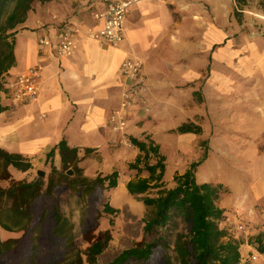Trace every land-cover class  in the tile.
Listing matches in <instances>:
<instances>
[{
	"label": "crops",
	"instance_id": "obj_1",
	"mask_svg": "<svg viewBox=\"0 0 264 264\" xmlns=\"http://www.w3.org/2000/svg\"><path fill=\"white\" fill-rule=\"evenodd\" d=\"M105 1L108 0H50L33 4L14 37L16 62L6 75L37 66L42 73L40 94L37 101L27 104L14 105L6 98L0 99L4 107L0 112V148L30 159L34 168L47 163V154L55 149L53 163L61 169L63 156L58 145L65 141L70 149H77L74 155L70 151L65 154L77 163L83 176L94 178L119 172L118 186L110 190L111 195L119 189L125 193L128 181L136 176L129 164L140 151L130 137L144 139L150 135L163 149L162 141L168 140L164 134L186 124V106L193 91L186 87V76L180 79L172 73L162 51L150 49L151 39L161 33L159 13L164 16L168 12V0H141L136 4L125 21V38L118 45L87 36L97 25L92 13ZM62 21L76 29L77 43L73 54L58 58L51 48L40 46L38 40L46 36L55 44ZM214 36L218 38L217 33ZM227 52L224 79H217V68L210 80L211 94L206 100L211 105L209 127L202 122V112L197 108L195 116L200 117L197 125L201 132L184 134L208 142L200 166L213 160L217 171L205 172L198 182L222 184L225 191L220 193L217 205L225 214H231L242 206V197L264 205V146L256 143L264 138V79L237 84L242 86V92L238 91L241 95L237 96L232 73L235 52L232 48H227ZM129 58L145 63L151 113L146 114L138 105L129 112L124 131H115L110 115L120 105L125 86L121 64ZM244 61L245 65L254 62L247 66L248 73L254 66L264 70V50H259L258 56L249 52ZM172 143L182 146L186 142L174 139ZM33 167L10 172L24 173L30 181L34 179L30 174ZM260 217L264 220V215ZM252 264H264V255L260 254Z\"/></svg>",
	"mask_w": 264,
	"mask_h": 264
},
{
	"label": "rangeland",
	"instance_id": "obj_2",
	"mask_svg": "<svg viewBox=\"0 0 264 264\" xmlns=\"http://www.w3.org/2000/svg\"><path fill=\"white\" fill-rule=\"evenodd\" d=\"M167 6V16L159 13L162 26L161 33L156 38L151 39L150 42H153V44H151L150 49L164 53L163 55L168 59L166 60L167 65L173 74L178 75L180 79L184 76L187 77L186 87L192 89L193 97L186 106L188 116L185 121L186 124L195 126L200 122V117L195 116V111L199 108V112H202L200 115L203 116L202 122L208 128L211 122L209 114L211 105L210 100L208 101L209 105L206 100L207 96L211 94L210 80L213 75L212 72L217 68L219 69L217 79L219 81L224 79L227 48H232L235 52L232 73L234 74L233 79L236 81L235 91L237 96L241 95L238 91L242 92V86L241 88L237 86L242 85L243 81L264 79V70H261L259 66H254L252 67L254 70L248 73L247 66L249 64L254 65V62L245 65L244 61L249 52L252 51L258 56L259 50H264V0H168ZM216 33L218 38L214 36ZM164 135V138L168 140L167 142L162 141L163 149L161 144H158L161 152L166 156L165 180L168 185H171L173 182L172 176L177 173H184L193 162L200 160L206 154L208 142L201 138L199 140L191 138L184 133H180L177 129L169 130ZM174 139L186 143L182 146H174L172 143ZM256 143L261 145L262 148L264 138H259ZM201 150H205V152L201 153ZM212 162L213 160L197 166V168L199 166L202 168L198 171L196 169L195 176L197 180L206 175L205 172L211 174L212 171H217ZM75 164L69 162L66 166H61L60 171L67 174L69 169L74 170ZM36 168L43 170L45 172L44 176L39 177ZM10 169L15 170L13 167L8 168L10 176L1 180L2 186H8L12 179L27 180L28 175L17 171L12 174ZM50 169V164L45 163L36 166L30 174L33 178L47 179ZM226 171L224 168L223 172ZM0 172L2 173L1 165ZM74 175L75 171L69 176ZM95 192V190H92L85 198H81L78 189H69L65 186L55 193V197L59 200L62 211L74 222L76 242L82 251L88 246L91 235H100L107 230L111 232L112 239L108 247L99 256L97 264L108 263L122 250L133 246L138 241L144 239L152 241L153 236L144 235L143 226L144 221L153 211L145 206L142 201L132 197L127 187L125 193L122 189L112 191L111 195L110 191H105L103 195H98ZM155 192L156 190L152 191L151 194ZM107 201H110L119 210L118 214L104 215L97 220L98 208H102ZM52 203L53 201L49 199L42 198L38 200L34 207L36 222L41 212L45 208H51ZM241 203L242 206H238L237 210L228 215L234 221L242 220L247 226L246 232L240 233L231 230L229 233L241 244L242 260L240 264H252L258 258L254 261L250 260L255 253L254 246L250 243L253 237L259 233L264 234L262 230L264 220L263 217L259 218L260 215H264V205L258 202L253 203L245 197H242ZM82 219H85L84 222ZM110 219H113V225H110ZM186 226L183 218L177 217L162 228L160 233L168 236L170 248L167 251L161 248L157 249L152 259L145 264H166L164 260L166 253L171 259V264H180L174 252V246L178 234H187ZM51 227V219L48 216L42 224L39 240V264H74L76 258L64 254L61 240L54 239L51 235ZM2 234L4 238L10 236L20 238L23 236V231H3ZM118 239L123 242L122 246L112 249V244ZM28 254L29 235L22 239L16 250L1 259L0 264H21L27 259ZM82 256L85 260V256ZM261 262L259 261V263ZM131 264L143 263L133 262Z\"/></svg>",
	"mask_w": 264,
	"mask_h": 264
},
{
	"label": "trees",
	"instance_id": "obj_3",
	"mask_svg": "<svg viewBox=\"0 0 264 264\" xmlns=\"http://www.w3.org/2000/svg\"><path fill=\"white\" fill-rule=\"evenodd\" d=\"M46 1L50 0H0V92L2 77L16 62L14 37L19 25L25 22L35 2ZM3 110L4 107L0 105V112ZM177 130L180 133L200 134L201 127L184 124ZM130 142L139 149L140 153L136 160L129 164V169L135 170L136 176L128 181L126 187L132 197L152 209V214L144 221L143 233L145 236H153V239L136 242L105 264L133 262L145 264L152 259L157 249L167 251L170 248V241L167 235L160 233V230L177 217H182L187 225V234H178L174 246V252L180 264H240L242 260L240 242L231 237L227 229L220 225L221 221L228 216L225 210L217 205L220 193L225 189L222 184L198 182L195 173L202 161L193 162L184 173L174 175L172 184L168 186L164 179L167 169L166 156L161 152L159 144L150 135L144 139L131 136ZM58 148L62 152L63 165L72 163V159H67L65 151H70L74 155L77 149H70L65 141H61ZM54 153L55 149H52L47 154V163L51 167L47 179L34 178L30 181L12 179L11 183L4 187L1 185V180L9 178V167L27 171L33 166L30 159L0 148L2 167V173L0 172V261L16 250L22 239L29 235V254L21 264H39V240L42 224L48 216L52 224V237L61 240L65 255L76 258L74 264H97L99 256L108 247L112 239L109 230L100 235H91L85 250L82 251L78 247L74 222L62 211L55 193L61 187L67 186L69 189H78L81 198H85L92 190H95L98 195H103L105 191L118 186L119 172L115 170L89 178L81 174L82 170L76 163L75 175L69 176L53 163ZM154 190L156 192L151 194ZM42 198L52 200L53 203L51 208H45L41 212L36 222L34 207ZM118 212L119 210L107 201L102 208H98L96 219L99 220L104 215H117ZM84 220L82 219L83 222ZM109 222L110 225L114 224L113 219ZM3 231H23V236L4 238ZM250 244L256 246V250L264 255L263 233L253 237ZM166 254L164 255L165 263L171 264V259ZM82 255L85 256V260Z\"/></svg>",
	"mask_w": 264,
	"mask_h": 264
},
{
	"label": "built area",
	"instance_id": "obj_4",
	"mask_svg": "<svg viewBox=\"0 0 264 264\" xmlns=\"http://www.w3.org/2000/svg\"><path fill=\"white\" fill-rule=\"evenodd\" d=\"M141 0H108L104 5L94 11L93 18L95 28L87 33V36L110 45H118L125 38V21L133 11V8ZM156 1V0H153ZM59 34L54 44L50 38L41 37L38 40L40 46L49 47L58 57L68 56L74 53L77 43L76 29L62 21L58 24ZM121 74L125 81L120 105L110 115V123L115 131H124L127 126L129 112L138 105H142L146 114L151 113L148 102V79L144 72V63L138 58H129L121 64ZM41 70L33 66L17 75H4L1 79L2 90L0 99L6 98L14 105L32 103L38 100L40 94ZM220 225L228 232H246V224L234 221L230 215L226 216ZM230 235V233H229ZM255 253L250 260L254 261L260 253L254 246Z\"/></svg>",
	"mask_w": 264,
	"mask_h": 264
},
{
	"label": "water",
	"instance_id": "obj_5",
	"mask_svg": "<svg viewBox=\"0 0 264 264\" xmlns=\"http://www.w3.org/2000/svg\"><path fill=\"white\" fill-rule=\"evenodd\" d=\"M73 173H74V170H72V169H69V170L67 171V175H72ZM44 174H45V172H44L43 170H38V175H39V177L44 176Z\"/></svg>",
	"mask_w": 264,
	"mask_h": 264
},
{
	"label": "bare ground",
	"instance_id": "obj_6",
	"mask_svg": "<svg viewBox=\"0 0 264 264\" xmlns=\"http://www.w3.org/2000/svg\"><path fill=\"white\" fill-rule=\"evenodd\" d=\"M122 244H123V242H121V240L118 239V240H116L115 243L112 244L111 248L113 249L115 247H120V246H122Z\"/></svg>",
	"mask_w": 264,
	"mask_h": 264
}]
</instances>
